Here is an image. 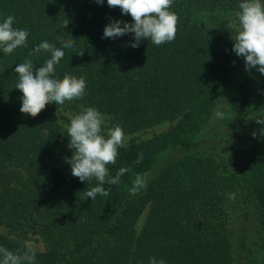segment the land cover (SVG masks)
<instances>
[{"label":"trees","instance_id":"1","mask_svg":"<svg viewBox=\"0 0 264 264\" xmlns=\"http://www.w3.org/2000/svg\"><path fill=\"white\" fill-rule=\"evenodd\" d=\"M242 2L174 0L175 39L133 48L132 33L102 39L111 20L132 23L107 0H0V22L14 15L13 27L29 31L26 46L0 49V246L22 254L15 238L39 239L35 264H264V124L256 122L264 75L252 68L229 82L233 63L245 67L227 19ZM57 36L75 46L63 49L55 77H85V95L49 103L36 117L21 113L15 67L26 59L43 66L50 52L29 54L43 41L61 47ZM221 102L219 131L211 122ZM81 105L104 115V134L116 124L125 135L170 124L118 149L109 175L131 171L94 201L86 193L98 181L81 182L67 162L69 116ZM137 174L147 183L132 195Z\"/></svg>","mask_w":264,"mask_h":264},{"label":"clouds","instance_id":"2","mask_svg":"<svg viewBox=\"0 0 264 264\" xmlns=\"http://www.w3.org/2000/svg\"><path fill=\"white\" fill-rule=\"evenodd\" d=\"M104 0H96L103 4ZM174 0H107L110 8H120L122 14L130 15L132 23L113 19L104 28L103 38H112L134 34L131 47L137 48L143 39L151 40L155 45L171 42L175 39L178 25V14L171 10ZM237 17L240 30L234 40L233 51L245 60L246 70L256 68L264 75V3L262 0H243L239 4ZM14 15H8L0 22V49L5 55L11 54L20 46H26L29 31L13 27ZM67 26L65 23L64 27ZM229 27H236L235 24ZM61 47L48 41L41 42L29 55L38 54L42 50L50 52L51 57L43 66L34 67L31 60L18 64L15 72L19 74V82L15 88L22 92L21 113L36 117L46 105L55 102L63 105L65 101L81 99L85 95L86 79L65 74L63 79L55 77V65L64 56L65 48L71 49L73 39L65 40L57 36ZM78 55H83V50ZM215 115L221 119L224 113L217 111ZM104 115L95 107L81 105V112L76 114L67 126L70 138L68 147L72 156L67 160L71 165V174L81 182L90 181L93 177L98 181L97 186L87 191L86 196L94 201L97 196H108L110 188L105 185H117L125 173L131 168L121 167L116 175L110 176L107 165L116 163L118 149L123 146L125 134L120 124L109 128L107 133L102 131ZM257 123L264 124V119H257ZM255 136V133H253ZM67 159V158H66ZM143 160L141 153L136 163ZM146 177L137 174L130 188V194L135 195L146 187ZM234 200L235 194H229ZM24 251H10L0 246V264H35L36 247L32 241H26ZM149 264H166L164 259L157 261L149 258Z\"/></svg>","mask_w":264,"mask_h":264},{"label":"rangeland","instance_id":"3","mask_svg":"<svg viewBox=\"0 0 264 264\" xmlns=\"http://www.w3.org/2000/svg\"><path fill=\"white\" fill-rule=\"evenodd\" d=\"M262 3H264V0H262ZM232 18L234 20H231ZM227 19H230L231 24H235L236 25V27L233 28L234 31H235V33L234 34H231V36L235 38V36L238 34V31L240 30V25H239L238 17H237V15H234V16H231L230 15V16H227ZM245 73H246V69L243 66V64H241V65H235L233 63L230 66V79H229L230 84L232 86H235L244 77ZM223 107H225V102L224 103L221 102V103H219L216 106V108L214 110V114H213L214 120L211 122V126H213L215 128L217 127L219 131L220 130H223L224 127L221 125L222 122H221L220 118L217 117L215 115V113H216V111L218 109H221ZM63 114L69 116L66 113H63ZM69 117L73 118L72 116H69ZM105 125H106V123L104 121V124L102 126H105ZM169 126H170L169 123H163V124L157 125V126H155L153 128L146 129L144 131H141V132H138V133H135V134H132V135H125V140H124L123 146L126 145L131 140L141 141V140L149 139V138H151L155 134H158V133H161V132L166 131ZM107 131L108 130H106V129L104 130L105 133H107ZM241 146L239 145L238 147H241ZM145 213H146V210H144L142 212V214L139 216L138 222L136 224V228L137 229H139L140 226L143 224L144 217H145ZM0 235L7 236L6 230L4 228H2V227H0ZM10 237L13 238V236H10ZM15 239L18 242H20L21 244H23V245L25 244L26 241H32L34 243L35 247H36V252H41L43 250V245H42L41 241L39 239H37V238H28V239H25V240H21L19 238H15Z\"/></svg>","mask_w":264,"mask_h":264}]
</instances>
